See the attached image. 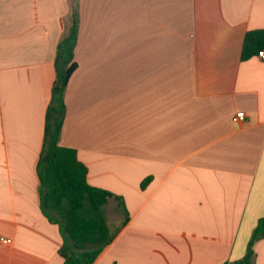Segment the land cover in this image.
<instances>
[{
	"label": "crops",
	"instance_id": "crops-1",
	"mask_svg": "<svg viewBox=\"0 0 264 264\" xmlns=\"http://www.w3.org/2000/svg\"><path fill=\"white\" fill-rule=\"evenodd\" d=\"M73 6L59 144L124 202L104 206L120 229L93 264L242 259L264 216V61L241 51L264 0H0V264H64L37 165ZM253 249L264 264V236Z\"/></svg>",
	"mask_w": 264,
	"mask_h": 264
},
{
	"label": "trees",
	"instance_id": "trees-1",
	"mask_svg": "<svg viewBox=\"0 0 264 264\" xmlns=\"http://www.w3.org/2000/svg\"><path fill=\"white\" fill-rule=\"evenodd\" d=\"M79 28L78 13L71 9L69 26L58 42L54 60L55 79L46 109L43 147L37 170L40 180L41 208L49 221L59 226L63 246L60 253L64 264H93L103 249L119 232V226L108 223L104 206L115 198L124 208L123 199L108 190L92 186L87 181V168L78 160L73 148L59 144L65 118V90L70 76L77 68L74 50ZM264 50V30L245 34L241 60H248ZM150 178L141 183L143 189ZM128 215L125 211V219ZM264 236V216L255 226L245 255L237 261L222 264H255L254 244Z\"/></svg>",
	"mask_w": 264,
	"mask_h": 264
},
{
	"label": "built area",
	"instance_id": "built-area-1",
	"mask_svg": "<svg viewBox=\"0 0 264 264\" xmlns=\"http://www.w3.org/2000/svg\"><path fill=\"white\" fill-rule=\"evenodd\" d=\"M257 57H259L261 60L264 61V50L259 52ZM245 119H246V114L243 111H239V112L235 113V115L232 117V121L234 123L244 122ZM11 243H12L11 239L0 237V244L9 245Z\"/></svg>",
	"mask_w": 264,
	"mask_h": 264
},
{
	"label": "rangeland",
	"instance_id": "rangeland-1",
	"mask_svg": "<svg viewBox=\"0 0 264 264\" xmlns=\"http://www.w3.org/2000/svg\"><path fill=\"white\" fill-rule=\"evenodd\" d=\"M111 209L112 208L109 207V206L106 207V214H108V212L110 213L109 215H107V216H109V218H108L110 220L109 223L111 224V226H115V224H118L119 223V221L121 219V216H117V214L114 213Z\"/></svg>",
	"mask_w": 264,
	"mask_h": 264
}]
</instances>
